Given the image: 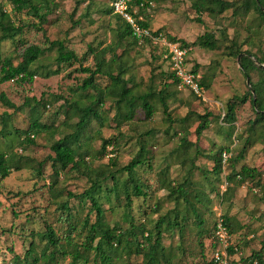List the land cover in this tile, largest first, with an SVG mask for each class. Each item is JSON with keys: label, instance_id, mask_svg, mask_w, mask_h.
I'll return each instance as SVG.
<instances>
[{"label": "rangeland", "instance_id": "rangeland-1", "mask_svg": "<svg viewBox=\"0 0 264 264\" xmlns=\"http://www.w3.org/2000/svg\"><path fill=\"white\" fill-rule=\"evenodd\" d=\"M49 1L54 12L49 16L48 24L39 26L41 30H38L37 19L13 10L12 0H0V12L9 13L16 25H27L23 33V41H26L27 46L48 48L47 41H64L79 57L87 53L90 45L94 48L112 46L118 60L115 70H118L120 63L124 65V77L129 80V86L135 92L144 93L149 88L158 92L164 89L165 83L170 85L166 98L170 119L164 106L155 101L156 112L151 121H140L143 114L139 110L135 123L123 122L116 128L118 124L113 121L116 111L111 101H107L102 113L100 112L105 119V125L101 126L95 120L92 122L90 141L83 154L87 167L92 170L107 166L109 159L115 157L121 166H125L136 157L140 147L139 139L144 133L153 131V136L142 138L145 147L151 151L153 171L145 174V178L152 187V198L146 203L135 201L133 214L137 219L141 218L143 209L149 214L147 222L158 221L161 216L174 210L176 205L168 199V192L161 188L160 179L168 170L167 179L180 181L191 169L197 150L208 154L211 151L216 153L221 147H229L234 149L232 155L236 156L245 146V140L249 138L250 145L247 147L245 158L236 165V169L238 171L245 165L264 173V125L250 129L252 122L256 120L250 102L237 106V122L231 139L227 138L228 125L224 123L223 118L218 120V117L224 116L229 101L236 96H245L250 90L240 68L239 59L229 56L233 43L242 51H250L258 57L264 54V20L255 11L248 15L240 13L234 16L230 10L220 16L204 13L198 17L193 8L196 0H150V8L138 11V15L141 14L138 16L139 21L148 24L150 30L161 31L169 39L183 41L191 48L189 67L198 65L201 79L209 77L211 80L210 90H204L201 95H197L188 87L173 84L168 78L171 67L160 48L146 41H137L131 36L121 37L125 24L115 14L109 13L110 0ZM40 2L36 0L37 4ZM198 18L201 23L197 22ZM206 32L216 36L220 50L210 51L193 45L198 37ZM225 33L227 38L224 37ZM17 55L18 48L15 43H2L0 62L4 59H14L16 65L19 62ZM56 55V50L49 51L33 65L32 69L37 74L33 82H9L0 85V94H4L18 107H22L27 99H30L32 107H35V101L44 97L47 106L39 109L40 121L52 128L51 131L35 135L34 138L33 133L28 136L26 132L33 122L29 109L13 114V110H9L0 102V130L6 127L0 135V152L6 153L9 159L13 156L24 159L20 163L22 171H13L5 180L0 177V264H7L12 255L23 256L32 242V234L45 232L47 225L53 226L57 233L62 235L66 222L61 221L62 211L58 206L68 199V193L80 194L89 188L92 183L90 177L94 178L93 175L85 174L78 175V178L73 177L75 173L61 175L59 194L55 193V198L49 189L52 180L51 163L46 165L41 177L37 175L35 163L53 156L51 146L75 130L77 115L74 112L67 114L65 106L80 99V87L87 77L79 71V65L59 68L55 61ZM111 57L112 55H109L108 59ZM84 66L93 68L92 58L85 62ZM57 71L60 72L55 74ZM251 80L258 81V75L253 74ZM97 81H100L99 86L102 88L108 83L107 79L102 77ZM94 94V91L89 92V95ZM88 97L84 95L82 103L88 102ZM5 113L12 114L11 118ZM209 113L210 126L198 138L196 131L201 124L199 117ZM2 117L5 118L6 125ZM185 118L188 120L183 121ZM27 138L33 139L35 143L25 142ZM111 138H117L116 148L109 147L108 155L101 156L103 139ZM235 139H240L239 143ZM189 144L192 145L189 147L191 157L188 158L191 161L181 158L184 148ZM185 161L186 164L183 165ZM195 165L208 171L207 180L201 171L193 170L192 181L209 199V202L204 203L207 212L205 218L211 223L209 229L216 223L218 215L228 217L234 229L232 242L239 249L233 255L232 264H252V255L261 250L264 242V176L260 183L247 182L235 187L229 185L233 189L230 200L222 202L221 196L226 191L224 188L228 187L225 178L230 174V165L225 164L219 179L212 175V161L201 157ZM75 202L73 200L71 204ZM156 202L160 205L157 214L154 210L151 211ZM184 209L185 205L182 204L180 210ZM76 210L80 219H84L88 214V208L79 206ZM124 215L126 216V213L123 209L119 210V214L108 211L106 221L111 226L116 223L126 226L123 222ZM94 221L93 215L91 223ZM189 222L190 227L183 235H179V230L173 234H164L162 244L165 248V259L162 264H168V261L169 264H209L210 253L206 247L208 239L203 240L205 247L202 248L193 215H190ZM83 235L85 236L86 232ZM77 240L75 238L76 242ZM36 242L40 244L39 250H42L44 243H41L40 239H36ZM80 253L88 256V251L84 248ZM93 259L94 255L91 254L90 264H93ZM64 263L70 264L71 257ZM114 263L142 264V258H129L124 254L121 259L116 258Z\"/></svg>", "mask_w": 264, "mask_h": 264}, {"label": "trees", "instance_id": "trees-1", "mask_svg": "<svg viewBox=\"0 0 264 264\" xmlns=\"http://www.w3.org/2000/svg\"><path fill=\"white\" fill-rule=\"evenodd\" d=\"M40 1L37 4L36 0H12L13 10L16 13H25L27 16L37 19L38 27L44 26L48 24V18L54 10L49 0ZM110 1L111 7V3L115 0ZM132 6L130 13L139 26L150 30L148 24L139 21L138 16L141 14L138 15V12L134 13L133 10L134 8H138V11L148 9L150 1L134 0ZM193 8L198 17L204 13H208L211 16H220L230 10L233 11L234 16L240 13L248 15L252 11H255L264 20V0H196ZM109 13L114 14L112 7ZM116 17L125 24L121 37L131 36L137 41L151 43L147 39L140 40L135 37L129 23L118 15ZM197 22L201 23L202 21L198 18ZM25 27L27 25H16L9 13L5 11L0 12V52L2 43L11 41L17 45V56L19 57V62L16 65L14 59H4V61L0 62V85L9 82H33L37 76L36 71L32 69L33 65L45 56L47 52L53 50L57 52L55 61L59 68L79 65V71L87 75L80 87V99L65 106L67 108V114L74 112L77 115L78 120L74 123L75 130L51 146L50 150L53 156H49L40 163H35L37 165V175L41 177L46 165L51 163L52 180L49 189L55 198L59 194L58 188L60 186L61 175L75 173L72 175L73 177L78 178V175L85 174L93 175L94 178L91 179L90 177L92 183L89 188L80 194L68 193V199L58 206V209L62 211L61 221L66 222L64 230L62 229V235L57 233L53 226L47 225L45 232L32 234V242L23 256L12 255L7 264H65V260L70 257V264H90L91 254L94 255L93 264H115L114 260L116 258L121 259L124 254L129 258L132 256L142 258V264H162V260L165 259V248L162 244L164 234L166 232L173 234L176 230H179V235L186 233V230L190 227V215H193L196 220V227L199 230L200 246L202 248L205 247L203 240L207 238L208 245L206 244V247L211 255L210 244L214 238L216 223L209 229L211 223L205 218L207 212L204 209V203L209 202V199L201 191L202 189L197 188L196 183L192 181L193 170L197 169L201 171L207 180L209 179L207 176L208 171L201 170L200 167L195 165V162L201 157L212 161L214 167L211 172L218 179L223 172L225 164L230 165V174L225 178L228 187L221 196L222 202L229 201L231 192L233 191L229 185L235 187L237 184L241 186L247 182L260 183L264 176V173L258 169L245 165L238 171L236 169V165L245 158L247 147L250 145V139L245 140V146L236 156L232 155L234 149L229 147H221L216 153L211 151L208 154L197 150L193 158L194 160L192 159L191 169L180 181L167 179L168 170L165 171L163 177L160 179V185L163 190L168 192V199L175 203L174 210L161 216L158 221L148 220L147 222L149 214H147V210L143 209L141 218L137 219L133 214L135 201L146 203L152 198V187L147 182L148 179L145 178V174L153 171L152 159L150 158L151 151L145 147L144 139L142 138L153 136V131L144 133L139 139L140 147L136 157L132 158L125 166H121L118 158L115 157L109 159L107 166L103 165L99 169L92 170L87 167L86 158L83 157V154H85L88 142L90 141L92 122L95 120L101 126L105 125V119L101 111L107 101H111L115 108L116 113L113 121L118 124L116 128H119L123 122H127V124L135 123V117L139 110L143 114V118L139 119L140 121H151L156 112L155 101L160 102L164 106L165 113L170 119L171 117L168 113L169 108L166 102L170 85L165 83L164 89L158 92L153 88H149L144 93L135 92L129 86V80H126L124 77L126 73L124 65L120 63L119 67H117L118 70H115V64L118 60L115 57L116 51L114 47L94 48L90 45L87 53L79 57L73 50L69 49L67 43L64 41H47L48 48L35 45L27 46L26 41H23ZM38 30H41L40 27ZM156 34H163L170 42H178L184 47L189 48L185 42L169 39L161 31H157ZM224 37L227 38L226 33ZM193 45L210 51L221 49L219 40L211 32H206L198 37ZM109 55H112L111 59H108ZM229 56L239 59L242 73L247 81L250 82V90L248 93L243 97H234L226 105L224 116L218 117V120L223 118L224 123L228 125L229 128H226L228 129L227 138L231 139L235 129L234 125L237 122L236 109L240 103L246 104L250 102L256 114V120L250 126L251 130H254L259 125H264V54L258 57L250 51H242L236 43H233ZM90 58L94 62L93 68L84 66V63ZM190 70L194 74L200 75L198 65L190 68ZM59 72L57 71L55 74ZM168 74V78L172 80L173 84L181 85L180 80L173 72L169 71ZM253 74L258 75V81L253 82L251 80ZM101 77L108 81L103 88L99 86L100 81H97ZM208 78L203 77L199 81L200 87L203 90H210L211 88V80ZM90 91H94L95 94L89 95ZM84 95L89 96V101L82 103ZM0 102L9 110H13V114L29 109L33 122L30 124L26 135L30 136L33 133L32 136L34 138L35 135L39 136L52 130L51 127L42 124L40 121L41 113L39 109L40 107L45 108L47 106V102L44 103V97L40 101H35V107H32V101L30 99H27L22 107H18L9 101L4 94H0ZM7 116L11 118L12 114ZM209 116H211L210 113L199 117L201 124L196 131L198 138H200L204 130L209 128L211 123L208 119ZM2 120H4V125H6L4 117H2ZM187 120L188 118H185L183 121ZM4 129L0 130V135L3 134ZM222 129L225 128L222 127ZM116 140L117 138L103 139L101 156L107 154L109 147L116 148ZM238 140L240 139H235L237 143H239ZM25 142L30 144L35 143L31 138H27ZM190 146L192 145L189 144L184 148L181 155L183 160L191 157L189 154ZM224 155L229 156L226 162ZM23 161L24 159H17L14 156L9 159L6 153L0 152V177L5 180L10 177L13 171H22L20 163ZM29 162L34 163V161ZM185 164L186 161L183 165ZM73 200L77 203L71 204ZM182 204L185 205L184 210H180ZM79 206L84 209L88 208V214L84 219H80L77 216L76 209ZM120 209H123L124 213H126L123 221L126 226L122 225V223H116L114 226H111L106 221L107 212L110 211L112 214H119ZM159 209L160 205L157 202L153 205L152 210L150 208L151 211L154 210L153 212L155 214L159 212ZM93 215L95 221L91 223V217ZM224 219L233 237L234 229L232 221L228 217H224ZM85 232L86 235L84 236L83 233ZM75 238L78 239L77 242ZM36 239H40L41 243H44L42 250H39L40 244H37ZM82 248L88 251V256H83L80 253ZM236 249L238 247L234 245L230 248L232 258L236 253ZM10 252H13V250H10ZM168 260L169 258L166 259V262ZM250 260H252V264L254 262L264 264V242L262 243L261 250L254 253ZM232 263L233 260L231 261ZM209 264H211L210 260Z\"/></svg>", "mask_w": 264, "mask_h": 264}, {"label": "built area", "instance_id": "built-area-1", "mask_svg": "<svg viewBox=\"0 0 264 264\" xmlns=\"http://www.w3.org/2000/svg\"><path fill=\"white\" fill-rule=\"evenodd\" d=\"M134 0H115L111 3L113 13L127 21L132 28L133 35L140 40L147 39L155 47L160 48L165 53V59L168 61L170 71L180 80L183 87H188L192 92L201 95L204 90L200 87V75H196L190 70L189 56L191 49L184 47L181 43L170 42L163 34L144 29L139 26L130 10L133 7ZM134 13L138 8H134ZM229 158L224 155L225 162ZM226 190V188H224ZM232 235L225 222L223 215H218L216 220V230L211 247L210 263L211 264H231L232 256L230 248L233 247ZM238 252V249L235 250ZM257 264V263H254Z\"/></svg>", "mask_w": 264, "mask_h": 264}, {"label": "crops", "instance_id": "crops-1", "mask_svg": "<svg viewBox=\"0 0 264 264\" xmlns=\"http://www.w3.org/2000/svg\"><path fill=\"white\" fill-rule=\"evenodd\" d=\"M150 1V0H149ZM152 2V1H151ZM151 4V3H150ZM149 8H150V6H149ZM154 32H157V31H154Z\"/></svg>", "mask_w": 264, "mask_h": 264}, {"label": "water", "instance_id": "water-1", "mask_svg": "<svg viewBox=\"0 0 264 264\" xmlns=\"http://www.w3.org/2000/svg\"><path fill=\"white\" fill-rule=\"evenodd\" d=\"M248 85H250V82L248 81Z\"/></svg>", "mask_w": 264, "mask_h": 264}]
</instances>
